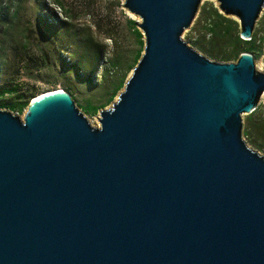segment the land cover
Here are the masks:
<instances>
[{
	"label": "water",
	"instance_id": "water-1",
	"mask_svg": "<svg viewBox=\"0 0 264 264\" xmlns=\"http://www.w3.org/2000/svg\"><path fill=\"white\" fill-rule=\"evenodd\" d=\"M215 1L250 39L264 0ZM201 2L124 1L143 49L98 126L63 90L0 109V264H264V68L183 41Z\"/></svg>",
	"mask_w": 264,
	"mask_h": 264
},
{
	"label": "rangeland",
	"instance_id": "rangeland-1",
	"mask_svg": "<svg viewBox=\"0 0 264 264\" xmlns=\"http://www.w3.org/2000/svg\"><path fill=\"white\" fill-rule=\"evenodd\" d=\"M124 1L0 0V89L12 85L17 88L3 97L0 94V109L22 116L27 106L17 111L6 100L60 89L72 96L92 125L98 126L99 111L117 99L143 49L144 38L136 34L140 18L122 6ZM210 5L218 9L215 0H202L191 26L181 35L183 41L218 62H235L250 50L256 69L262 71L264 6L251 36L255 49H248L243 41L236 44L240 25L235 16L222 13L228 19L222 26H230L229 38L206 32L213 21L218 22L203 14ZM225 55L227 60L222 58ZM77 60H83L84 66L78 67ZM241 119L246 145L264 156L262 95L255 109Z\"/></svg>",
	"mask_w": 264,
	"mask_h": 264
},
{
	"label": "trees",
	"instance_id": "trees-1",
	"mask_svg": "<svg viewBox=\"0 0 264 264\" xmlns=\"http://www.w3.org/2000/svg\"><path fill=\"white\" fill-rule=\"evenodd\" d=\"M203 14L205 16H207L208 20H218L217 21H213V24L210 25V27L206 30V32L210 33L213 35V33H218V34H222V36H226V38H229L231 36V32H230V26L229 25H225V26H222V21L223 20H228L225 16L222 15V13L217 9V8H213L212 5H210L208 7V9H205L203 10ZM202 19V15L200 17L199 20ZM136 34H138L140 37H142V33L140 30H136ZM240 34V33H239ZM253 38L251 39H242L241 37H238L236 39V44H240L242 41L247 43L248 44V49H255V46L253 44L254 40L252 41ZM200 47H202L200 44H199ZM204 49V48H202ZM141 52V51H140ZM244 52H250V50H246ZM209 55H214L212 54V51L211 52H208ZM140 55V54H139ZM139 57V56H138ZM222 58H225V60H227V56L225 55L224 57ZM92 60V59H91ZM77 66L78 67H83L84 64H83V60H77ZM16 86L12 85L11 87H4V88H1L0 89V94L2 95V97L6 94V93H12V92H15L16 91ZM26 95H20L18 96L17 98H12L14 100H6L8 101L11 105L10 107L12 109H17V111H22L24 109V107H26L28 104H29V101L31 98H28V97H25ZM23 98L24 100H21V99H18V98ZM25 97V98H24ZM112 98V96H111ZM15 100H20V101H15ZM98 107H94V110H97Z\"/></svg>",
	"mask_w": 264,
	"mask_h": 264
},
{
	"label": "bare ground",
	"instance_id": "bare-ground-1",
	"mask_svg": "<svg viewBox=\"0 0 264 264\" xmlns=\"http://www.w3.org/2000/svg\"><path fill=\"white\" fill-rule=\"evenodd\" d=\"M258 66H259V67L262 66L261 62L259 63ZM56 90L61 91L60 89H54V90H51V91H56ZM51 91L41 92V93H39V94L33 96V97L30 99V101H34L35 99H37V98H39V97H41V96H43V95H45V94H47L48 92H51ZM263 97H264V93L262 94V98H263ZM30 101H29V102H30Z\"/></svg>",
	"mask_w": 264,
	"mask_h": 264
}]
</instances>
